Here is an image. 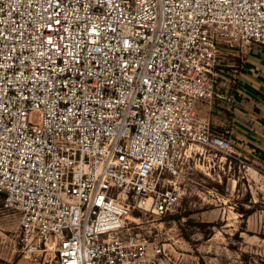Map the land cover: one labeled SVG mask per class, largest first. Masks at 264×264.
Returning a JSON list of instances; mask_svg holds the SVG:
<instances>
[{"label":"built area","instance_id":"2783aa9c","mask_svg":"<svg viewBox=\"0 0 264 264\" xmlns=\"http://www.w3.org/2000/svg\"><path fill=\"white\" fill-rule=\"evenodd\" d=\"M254 43L264 0H0V209L20 258L157 264L148 218L176 210L185 162L241 155L195 110L235 104L228 56Z\"/></svg>","mask_w":264,"mask_h":264},{"label":"rangeland","instance_id":"374dc122","mask_svg":"<svg viewBox=\"0 0 264 264\" xmlns=\"http://www.w3.org/2000/svg\"><path fill=\"white\" fill-rule=\"evenodd\" d=\"M253 47L264 52L261 44ZM249 55L248 48L229 55V68L242 71ZM196 106L195 113L209 112L213 124H231L225 108L232 105L198 99ZM183 173L176 210L148 218L153 238L165 248L157 264H264V161L205 150L185 162ZM18 220V214L0 209V264L20 259L13 240Z\"/></svg>","mask_w":264,"mask_h":264},{"label":"crops","instance_id":"0c3cea01","mask_svg":"<svg viewBox=\"0 0 264 264\" xmlns=\"http://www.w3.org/2000/svg\"><path fill=\"white\" fill-rule=\"evenodd\" d=\"M248 49L250 55L235 86L239 105L227 106L231 112L229 138L240 154L264 161V52L257 53L253 44ZM16 264L39 263L20 258Z\"/></svg>","mask_w":264,"mask_h":264},{"label":"trees","instance_id":"16d2710c","mask_svg":"<svg viewBox=\"0 0 264 264\" xmlns=\"http://www.w3.org/2000/svg\"><path fill=\"white\" fill-rule=\"evenodd\" d=\"M196 108H197V106H196ZM227 111H229L227 108H225ZM229 114H230V116H231V112H228ZM205 115H208V116H210V113L209 112H207ZM219 127V129H222V126H218ZM253 210L252 209H250V210H247L246 211V213H245V215H249L251 212H252Z\"/></svg>","mask_w":264,"mask_h":264}]
</instances>
